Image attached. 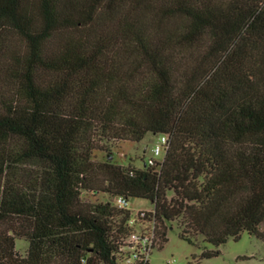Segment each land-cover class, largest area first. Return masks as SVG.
<instances>
[{"label":"trees","instance_id":"1","mask_svg":"<svg viewBox=\"0 0 264 264\" xmlns=\"http://www.w3.org/2000/svg\"><path fill=\"white\" fill-rule=\"evenodd\" d=\"M148 132L155 163L95 159ZM118 196L156 248L264 241V0H0V264H123Z\"/></svg>","mask_w":264,"mask_h":264},{"label":"rangeland","instance_id":"2","mask_svg":"<svg viewBox=\"0 0 264 264\" xmlns=\"http://www.w3.org/2000/svg\"><path fill=\"white\" fill-rule=\"evenodd\" d=\"M159 139V134L148 132L138 142L114 140L107 144L105 150L95 152L94 156L95 159L101 160L110 153V158L118 164L141 167L149 158L153 160L163 158L164 150L158 155L153 153V147ZM82 196L93 201L111 199L102 193L95 195L83 193ZM125 206L133 214L139 209L151 208V203L146 199L129 198ZM166 237L167 241L161 248L152 250L148 258L149 264H264V241L245 231L238 239L229 238L218 246L204 242L201 237H198V242L194 245L178 236V230L173 222L172 227L167 230ZM27 246L28 242L25 239L16 238L15 249L18 253L23 255ZM203 249L218 250V253L210 257H201Z\"/></svg>","mask_w":264,"mask_h":264},{"label":"built area","instance_id":"3","mask_svg":"<svg viewBox=\"0 0 264 264\" xmlns=\"http://www.w3.org/2000/svg\"><path fill=\"white\" fill-rule=\"evenodd\" d=\"M166 145L167 136L160 135L159 142L153 147V153L158 155L162 150L165 151ZM156 161L158 160L149 158L146 163L153 164ZM126 202V199L121 196L114 199V203L118 207H124ZM150 211V209H139L135 213H131L128 225L133 227V231L125 239L123 264H149V255L157 247V238L152 227V221L146 220L147 213Z\"/></svg>","mask_w":264,"mask_h":264},{"label":"crops","instance_id":"4","mask_svg":"<svg viewBox=\"0 0 264 264\" xmlns=\"http://www.w3.org/2000/svg\"><path fill=\"white\" fill-rule=\"evenodd\" d=\"M148 209H150V208H148Z\"/></svg>","mask_w":264,"mask_h":264}]
</instances>
